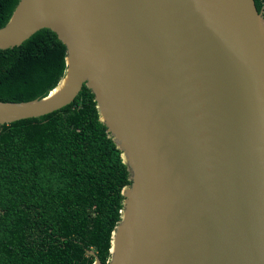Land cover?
<instances>
[{
    "label": "water",
    "instance_id": "obj_1",
    "mask_svg": "<svg viewBox=\"0 0 264 264\" xmlns=\"http://www.w3.org/2000/svg\"><path fill=\"white\" fill-rule=\"evenodd\" d=\"M47 28L65 71L0 125L94 95L128 171L109 257L264 264V7L254 0H18L0 49Z\"/></svg>",
    "mask_w": 264,
    "mask_h": 264
},
{
    "label": "trees",
    "instance_id": "obj_2",
    "mask_svg": "<svg viewBox=\"0 0 264 264\" xmlns=\"http://www.w3.org/2000/svg\"><path fill=\"white\" fill-rule=\"evenodd\" d=\"M17 2L0 0V27ZM65 55L47 28L0 49V101L45 96L64 74ZM129 184L85 85L58 110L0 125V264H92L90 250L106 263Z\"/></svg>",
    "mask_w": 264,
    "mask_h": 264
}]
</instances>
